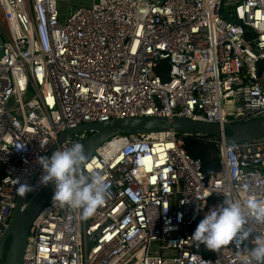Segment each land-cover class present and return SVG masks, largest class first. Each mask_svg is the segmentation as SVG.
<instances>
[{"label": "built area", "instance_id": "2783aa9c", "mask_svg": "<svg viewBox=\"0 0 264 264\" xmlns=\"http://www.w3.org/2000/svg\"><path fill=\"white\" fill-rule=\"evenodd\" d=\"M60 1L0 0V249L20 193L14 181L33 175L26 197L40 192L36 158L51 155L60 132L111 118L264 116V0H92L63 22ZM161 61L167 80L155 72ZM216 145L221 169L206 177L180 133L105 141L83 165L106 178L104 203L81 219L51 197L29 227L22 264H242L264 223L250 219L249 240L207 256L190 235L223 195L264 200V137Z\"/></svg>", "mask_w": 264, "mask_h": 264}, {"label": "clouds", "instance_id": "9594fccd", "mask_svg": "<svg viewBox=\"0 0 264 264\" xmlns=\"http://www.w3.org/2000/svg\"><path fill=\"white\" fill-rule=\"evenodd\" d=\"M85 161L86 156L79 142L56 149L47 157L36 158L42 170L39 183L52 182L54 185L52 201L78 210L81 219L93 215L97 207L104 203L108 192L104 175L94 170L83 172ZM14 182L21 194L32 190L25 183ZM250 219L264 223V200H258L246 190L237 198L223 195L220 204L204 212L190 237L209 250L219 249L229 242L241 243L249 240L254 231L248 226ZM249 243L251 247L247 249L242 264H264V233H258Z\"/></svg>", "mask_w": 264, "mask_h": 264}, {"label": "water", "instance_id": "95a60500", "mask_svg": "<svg viewBox=\"0 0 264 264\" xmlns=\"http://www.w3.org/2000/svg\"><path fill=\"white\" fill-rule=\"evenodd\" d=\"M263 61H258L261 68ZM173 132L180 134L208 135L223 140L226 144L236 143L264 137V116L238 122H207L204 120L186 117L165 116H138L128 118H111L101 122H88L78 124L59 133L56 143L50 149L49 154L56 145L66 137L80 133H86L87 137L82 143V149L86 161L94 151L105 141L117 135H131L137 133H164ZM227 132V133H226ZM85 161V162H86ZM33 175L27 181L30 185ZM54 185L48 182L38 194L27 199V192L16 197L8 226L1 238L2 264H22L23 253L26 244L29 227L52 197ZM9 238V245L4 251V242Z\"/></svg>", "mask_w": 264, "mask_h": 264}, {"label": "trees", "instance_id": "16d2710c", "mask_svg": "<svg viewBox=\"0 0 264 264\" xmlns=\"http://www.w3.org/2000/svg\"><path fill=\"white\" fill-rule=\"evenodd\" d=\"M156 74L161 80L169 78V66L165 61H161L155 67ZM227 133V132H226ZM183 141V149L191 157L200 161L203 174L206 177L216 174L221 169L219 149L216 145L217 139L208 135L180 134ZM1 176V168H0ZM196 225L193 227V231ZM8 246V245H7ZM4 250H7V247ZM195 250L202 252L205 256L210 255L209 249L202 244L194 245Z\"/></svg>", "mask_w": 264, "mask_h": 264}, {"label": "rangeland", "instance_id": "374dc122", "mask_svg": "<svg viewBox=\"0 0 264 264\" xmlns=\"http://www.w3.org/2000/svg\"><path fill=\"white\" fill-rule=\"evenodd\" d=\"M92 0H61L58 4L60 21L63 22L67 12L74 7H90Z\"/></svg>", "mask_w": 264, "mask_h": 264}, {"label": "flooded vegetation", "instance_id": "af4514ba", "mask_svg": "<svg viewBox=\"0 0 264 264\" xmlns=\"http://www.w3.org/2000/svg\"><path fill=\"white\" fill-rule=\"evenodd\" d=\"M9 238L6 239V241L4 242V248H6L7 245H9ZM8 247V246H7Z\"/></svg>", "mask_w": 264, "mask_h": 264}]
</instances>
